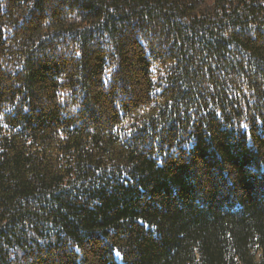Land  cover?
Here are the masks:
<instances>
[{"label": "trees", "instance_id": "16d2710c", "mask_svg": "<svg viewBox=\"0 0 264 264\" xmlns=\"http://www.w3.org/2000/svg\"><path fill=\"white\" fill-rule=\"evenodd\" d=\"M0 264H264V0H0Z\"/></svg>", "mask_w": 264, "mask_h": 264}]
</instances>
